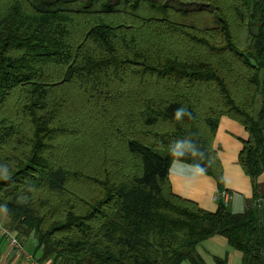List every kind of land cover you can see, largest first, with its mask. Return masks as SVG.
<instances>
[{
	"label": "trees",
	"instance_id": "trees-1",
	"mask_svg": "<svg viewBox=\"0 0 264 264\" xmlns=\"http://www.w3.org/2000/svg\"><path fill=\"white\" fill-rule=\"evenodd\" d=\"M193 1L0 0V208L36 260L207 264L222 234L264 264V201L231 211L213 145L222 116L245 127L256 190L264 0ZM176 159L216 180L215 210L173 191Z\"/></svg>",
	"mask_w": 264,
	"mask_h": 264
},
{
	"label": "crops",
	"instance_id": "crops-1",
	"mask_svg": "<svg viewBox=\"0 0 264 264\" xmlns=\"http://www.w3.org/2000/svg\"><path fill=\"white\" fill-rule=\"evenodd\" d=\"M260 103L261 97L258 98L257 109ZM248 136L245 127L228 116L220 118L214 136L213 145L222 165L224 188L230 193L228 206L233 212H243L255 191L259 195L257 201H264V170L256 180L255 190L250 175L243 170L238 159ZM169 180L175 193L196 201L205 209H216L218 185L202 167L176 159L171 163ZM0 220L8 226L12 223L2 208ZM19 239L25 249L33 254L35 239L31 235H20ZM197 251L207 264H219V258L224 259L225 264H242V251L232 247L222 234H214L200 242ZM0 264H31L9 244V239L3 233H0Z\"/></svg>",
	"mask_w": 264,
	"mask_h": 264
},
{
	"label": "built area",
	"instance_id": "built-area-1",
	"mask_svg": "<svg viewBox=\"0 0 264 264\" xmlns=\"http://www.w3.org/2000/svg\"><path fill=\"white\" fill-rule=\"evenodd\" d=\"M221 194L225 202H227V200L230 198V193L226 190H223ZM0 233H3L9 239V244L15 248L26 260H29L31 264H48L47 262H40L36 260L33 254L25 249L24 243L16 236L15 232L1 220Z\"/></svg>",
	"mask_w": 264,
	"mask_h": 264
},
{
	"label": "rangeland",
	"instance_id": "rangeland-1",
	"mask_svg": "<svg viewBox=\"0 0 264 264\" xmlns=\"http://www.w3.org/2000/svg\"><path fill=\"white\" fill-rule=\"evenodd\" d=\"M177 6H194L196 3L193 0H166ZM188 262H185L187 264Z\"/></svg>",
	"mask_w": 264,
	"mask_h": 264
},
{
	"label": "clouds",
	"instance_id": "clouds-1",
	"mask_svg": "<svg viewBox=\"0 0 264 264\" xmlns=\"http://www.w3.org/2000/svg\"><path fill=\"white\" fill-rule=\"evenodd\" d=\"M182 113H183V109H180L177 111L176 115L179 117L180 115H182Z\"/></svg>",
	"mask_w": 264,
	"mask_h": 264
}]
</instances>
